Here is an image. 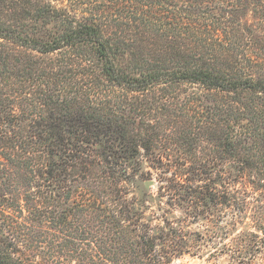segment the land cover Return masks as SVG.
<instances>
[{
	"label": "trees",
	"instance_id": "obj_1",
	"mask_svg": "<svg viewBox=\"0 0 264 264\" xmlns=\"http://www.w3.org/2000/svg\"><path fill=\"white\" fill-rule=\"evenodd\" d=\"M52 1L0 0V264H172L125 182L145 160L194 216L226 158L264 166V0Z\"/></svg>",
	"mask_w": 264,
	"mask_h": 264
},
{
	"label": "rangeland",
	"instance_id": "obj_2",
	"mask_svg": "<svg viewBox=\"0 0 264 264\" xmlns=\"http://www.w3.org/2000/svg\"><path fill=\"white\" fill-rule=\"evenodd\" d=\"M153 1L160 3L159 0ZM165 1L169 8L172 7L174 0ZM52 2L61 4L57 0ZM65 4L68 3L63 2L62 5ZM85 10L83 6L74 8L77 14L88 15ZM246 18L252 25L257 19L249 12ZM260 22L263 23L260 29L264 33V21ZM207 148L211 149L207 145L204 152H200V159L209 163L213 158L210 157L212 154H208L212 151ZM185 158L188 161L184 167L177 164V174L200 182L204 175L191 171L195 159L191 155ZM238 158H226L223 166L231 181L234 199L226 204H208L205 214L200 211L199 215L195 212L194 216L189 215L183 203L173 204L169 201L165 192H161L155 170L145 160H141L140 171L125 182L133 210L151 227L153 233L159 234L170 226L185 233L183 248L188 251L174 257L172 264H264V166L255 158L251 159L250 166L242 154ZM219 169H222L220 165L215 170ZM212 176L216 174L213 172ZM199 209L203 207L199 206ZM40 255L42 257H38V260L45 262L46 256ZM68 264L78 263L71 261Z\"/></svg>",
	"mask_w": 264,
	"mask_h": 264
}]
</instances>
